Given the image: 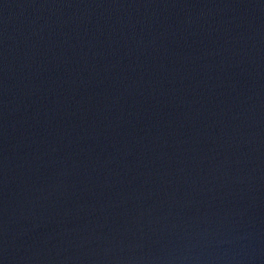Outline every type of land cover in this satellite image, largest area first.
I'll use <instances>...</instances> for the list:
<instances>
[{"label":"water","instance_id":"obj_1","mask_svg":"<svg viewBox=\"0 0 264 264\" xmlns=\"http://www.w3.org/2000/svg\"><path fill=\"white\" fill-rule=\"evenodd\" d=\"M0 264H264V0H0Z\"/></svg>","mask_w":264,"mask_h":264}]
</instances>
